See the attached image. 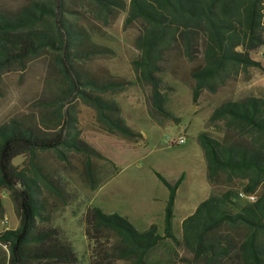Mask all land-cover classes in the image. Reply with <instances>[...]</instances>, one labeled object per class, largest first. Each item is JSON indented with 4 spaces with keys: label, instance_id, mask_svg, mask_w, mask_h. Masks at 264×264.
Instances as JSON below:
<instances>
[{
    "label": "trees",
    "instance_id": "obj_1",
    "mask_svg": "<svg viewBox=\"0 0 264 264\" xmlns=\"http://www.w3.org/2000/svg\"><path fill=\"white\" fill-rule=\"evenodd\" d=\"M23 1L14 13L0 10V83L5 74L46 55L60 81L50 104L51 134L16 118L0 125V193L10 195L20 219L16 230L0 233V247L8 249L3 264H77L72 247L48 224L43 197L58 192L38 164V152H55L65 162L70 153L82 155L87 170L93 158L101 157L81 137L77 102L96 111L105 131L142 137L110 98L131 85L148 93L152 118L179 121L167 109L174 89L166 76L178 73L177 67H168L172 61L184 59L191 66L194 103L204 92L217 94L252 68L263 70L253 54L264 47V0ZM120 13H126V28L136 25L139 30L134 42L138 55L131 63L134 82L84 75V64L109 51L96 39ZM209 125L221 136L202 131L197 142L211 194L184 219L181 239L174 234V218L184 174L171 183L155 172L169 191L163 235L155 224L139 231L127 217L90 206L83 224L91 264H150L151 253L166 242L182 249L188 264H264V98L223 101ZM21 156L27 157L23 169L13 164ZM88 177L96 190L94 175L88 172ZM110 234L116 238L112 248L107 246Z\"/></svg>",
    "mask_w": 264,
    "mask_h": 264
},
{
    "label": "rangeland",
    "instance_id": "obj_2",
    "mask_svg": "<svg viewBox=\"0 0 264 264\" xmlns=\"http://www.w3.org/2000/svg\"><path fill=\"white\" fill-rule=\"evenodd\" d=\"M23 3V0H0V10L14 13ZM125 19L126 13H120L108 27L100 29L103 35L96 40L109 51L84 64V75L99 80L122 78L134 82L131 63L138 55L134 42L139 30L136 25L126 28ZM253 58L264 68V47L254 52ZM168 67L171 70L177 67L178 73L169 72L166 76V82L174 89L169 93L167 109L179 121L152 118L148 93L131 85L110 98L119 104L126 124L142 137L129 139L105 131L98 123L96 111L77 102L81 137L101 157L93 158L90 170H87L82 155L70 153L65 162L55 152H38L37 162L58 192L57 195L46 192L43 197L48 224L59 233L63 242L72 247L78 258L77 264L92 262V250L84 237L83 224L90 206L100 208L106 214L127 217L139 231H146L155 224L159 234L163 235L169 191L155 172L171 183L184 174L177 192L174 218V234L181 239L182 222L211 194L206 162L197 142L199 133L208 131L214 137L221 136L209 125V118L223 101H237L251 95L264 98V69L252 68L217 94L204 92L194 103L193 81L189 75L191 66L179 59ZM59 81L60 76L52 68L49 55L31 61L23 70L5 74L0 83V125L16 118L31 128L51 134L53 115L50 104ZM178 140L185 143L176 145ZM26 162L27 157L21 156L13 164L23 169ZM88 172L94 175L96 190L91 189ZM0 198L3 205L0 233L16 230L20 219L15 205L6 192H1ZM108 239L107 246L112 248L116 238L110 234ZM7 254L8 249L0 247V264L4 263ZM186 256L182 249L166 242L151 253L149 261L150 264H188L184 261Z\"/></svg>",
    "mask_w": 264,
    "mask_h": 264
},
{
    "label": "built area",
    "instance_id": "obj_3",
    "mask_svg": "<svg viewBox=\"0 0 264 264\" xmlns=\"http://www.w3.org/2000/svg\"><path fill=\"white\" fill-rule=\"evenodd\" d=\"M184 143H185L184 140H178L177 142H175L176 145H182V144H184ZM240 196L243 197V198H246V199H248V200H251V201L254 200V198H255L254 196H249V197L247 196V197H246V196H244L243 194H241Z\"/></svg>",
    "mask_w": 264,
    "mask_h": 264
},
{
    "label": "crops",
    "instance_id": "obj_4",
    "mask_svg": "<svg viewBox=\"0 0 264 264\" xmlns=\"http://www.w3.org/2000/svg\"><path fill=\"white\" fill-rule=\"evenodd\" d=\"M254 96H256V95H254ZM258 97V96H257ZM196 210V209H195Z\"/></svg>",
    "mask_w": 264,
    "mask_h": 264
}]
</instances>
